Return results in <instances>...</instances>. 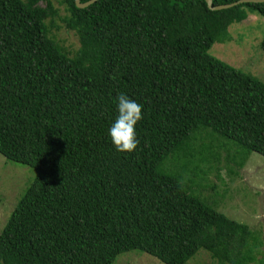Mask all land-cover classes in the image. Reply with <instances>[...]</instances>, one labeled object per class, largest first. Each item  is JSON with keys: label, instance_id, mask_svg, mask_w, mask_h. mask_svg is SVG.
I'll list each match as a JSON object with an SVG mask.
<instances>
[{"label": "trees", "instance_id": "1", "mask_svg": "<svg viewBox=\"0 0 264 264\" xmlns=\"http://www.w3.org/2000/svg\"><path fill=\"white\" fill-rule=\"evenodd\" d=\"M59 3L62 16L52 0H0V154L34 170L0 230V264H113L133 250L186 264L199 249L219 264H264L249 225L166 166L202 130L237 145L226 160L238 166L264 156V81L209 53L231 24L264 17V2ZM54 17L77 47L50 33ZM120 93L143 106L131 153L109 135Z\"/></svg>", "mask_w": 264, "mask_h": 264}, {"label": "rangeland", "instance_id": "2", "mask_svg": "<svg viewBox=\"0 0 264 264\" xmlns=\"http://www.w3.org/2000/svg\"><path fill=\"white\" fill-rule=\"evenodd\" d=\"M52 1L59 15H64V5L59 0ZM40 5L44 6V2H40ZM51 22L54 25H50ZM46 24L62 47L73 49L78 46V37L64 27L59 17L48 19ZM228 32L229 40H216L209 53L264 81V50L259 46L264 38V17L251 14L245 20L231 24ZM200 134L202 136H195L191 140L188 149L192 152L186 151L185 156L170 159L174 153L167 159V169L180 176L181 182L192 188L194 191H191L205 203L233 220L248 224L264 242V156L251 152L238 166L235 161L226 160L227 152L230 156L238 152L237 145L227 141L223 147V138L210 136L207 130H202ZM207 160L212 163L209 164ZM192 177L193 181L189 183ZM33 178L34 170L29 166L13 162L0 154V230ZM113 264L165 263L147 253L133 250L120 253ZM186 264L219 263L210 252L199 249Z\"/></svg>", "mask_w": 264, "mask_h": 264}, {"label": "clouds", "instance_id": "3", "mask_svg": "<svg viewBox=\"0 0 264 264\" xmlns=\"http://www.w3.org/2000/svg\"><path fill=\"white\" fill-rule=\"evenodd\" d=\"M116 99L118 116L109 129V135L117 151L131 153L139 145L136 125L143 118V106L124 93H120Z\"/></svg>", "mask_w": 264, "mask_h": 264}, {"label": "water", "instance_id": "4", "mask_svg": "<svg viewBox=\"0 0 264 264\" xmlns=\"http://www.w3.org/2000/svg\"><path fill=\"white\" fill-rule=\"evenodd\" d=\"M76 5L78 7H85L88 6L89 4L95 2L96 0H88L86 2H80V0H74ZM207 3V6L210 8V10H218V9H224V8H228L231 7L233 5L239 4V3H243V2H264V0H237L231 3H227V4H221V5H213L212 0H205Z\"/></svg>", "mask_w": 264, "mask_h": 264}]
</instances>
